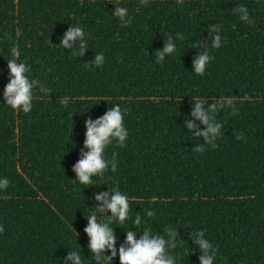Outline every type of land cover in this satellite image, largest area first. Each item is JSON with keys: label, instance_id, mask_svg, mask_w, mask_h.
I'll return each instance as SVG.
<instances>
[{"label": "trees", "instance_id": "16d2710c", "mask_svg": "<svg viewBox=\"0 0 264 264\" xmlns=\"http://www.w3.org/2000/svg\"><path fill=\"white\" fill-rule=\"evenodd\" d=\"M239 5L253 23L233 11ZM116 6L128 10V27L113 15ZM70 26L86 33L82 57L73 55L78 45H60ZM213 26L221 36L218 49L211 47ZM169 35L177 51L158 63ZM13 47L18 62L31 66L29 79L50 90L34 87L27 114L3 97ZM205 51L212 59L197 75L193 60ZM97 53L105 58L99 67L91 62ZM65 96L70 103L62 106ZM223 97H232L239 112L227 106L217 112L222 127L213 148L193 137L185 120L203 129L192 116L193 99H203L206 108ZM117 104L126 110L128 137L123 147L113 140L104 152L106 160L117 154V170L93 176L92 186L81 184L73 165L87 151L85 120ZM201 144L205 151L195 152ZM3 178L10 183L0 189V264H72L64 257L74 250L82 264H98L87 247L85 217L102 203L96 194L110 197L115 188L128 196L130 213L123 225L109 224L117 248L112 264H119L125 232L139 239L147 229L167 239V227L179 233L169 250L176 264H199L201 252L188 235L196 231L215 247L213 264H264V0H149L147 6L140 0H0ZM107 219L98 214V221Z\"/></svg>", "mask_w": 264, "mask_h": 264}, {"label": "clouds", "instance_id": "9594fccd", "mask_svg": "<svg viewBox=\"0 0 264 264\" xmlns=\"http://www.w3.org/2000/svg\"><path fill=\"white\" fill-rule=\"evenodd\" d=\"M149 0H140V3L147 6ZM235 13L240 15L242 20H249L247 8L244 5H239L233 9ZM113 15L118 18L123 27H128L131 20L128 19V10L125 7L116 6ZM216 34L211 39V47L218 49L221 47V36L219 28L213 26L211 29ZM86 33L82 27L70 26L64 33L60 41L63 48H72L73 44L78 45L73 49L74 56H83L85 50L88 48ZM182 39V37L177 36ZM177 51L176 44L173 37L169 35L165 41L162 49L157 51V62H163L167 55H171ZM19 50L16 47L11 49V59L7 61V69L9 74V81L3 90V97L5 103L14 111L22 110L25 114L29 113L33 107V89L35 86H40V91L47 94L50 90L47 89L39 80L29 79L27 73L30 72V65L24 62H18ZM212 57L207 51L200 53L193 60V70L197 75H203L206 71V65ZM104 56L102 53H97L92 64L96 67L104 63ZM88 67V65H85ZM62 106H67L70 103V98L65 96L60 100ZM192 116L201 122L205 127L200 129L195 124L194 120L186 119V126L189 130L195 129L192 133L193 137H203V141L207 145L215 148L214 141L221 135V123L217 122V112L224 108L230 107L232 114H238L239 109L234 106V99L232 97H223L220 100H214L208 103L205 108V101L200 98L193 99ZM126 110L121 107L113 105L98 119L91 118L85 120L86 133L84 146L87 151H83L81 158L73 165V171L76 178L81 184L92 186L93 176L103 177L107 170L116 172L118 164L116 160L117 154L113 152L111 160H106L104 156L105 149L112 143L113 140L118 146L123 147L128 137V131L125 127L124 116ZM243 134H238L236 139H242ZM74 143V142H72ZM197 153L205 151L204 144L198 145L193 149ZM7 178L0 179V189H7L9 186ZM112 195L109 197L108 192H102L95 195L97 201L102 203L95 206V211L85 217L88 221L84 232L87 234L88 249L99 262H111L117 256L116 236L113 233V228L109 224L113 221L117 225H123L129 219L130 205L126 194H122L118 188L110 191ZM110 212V215L105 213ZM98 214L107 216V221H98ZM148 217L155 216L152 210H146ZM141 224V217L137 215L133 221V226ZM0 231L3 227L0 226ZM76 236L78 233L75 231ZM126 239L118 249L119 264H176L175 258L169 254V250L177 246V236L179 235L177 229L171 227L165 228L167 239L164 236L153 234L150 230L143 229V233L139 239L133 231H127ZM188 235L194 237V243L198 246L201 252L199 256V264H213L216 255L215 247L204 238L203 231L190 232ZM193 251V249H192ZM105 252H110V255H105ZM64 260L71 261L72 264H82V257L78 251L68 252Z\"/></svg>", "mask_w": 264, "mask_h": 264}]
</instances>
